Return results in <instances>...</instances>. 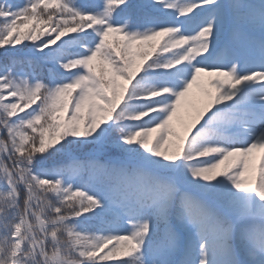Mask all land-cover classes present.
Instances as JSON below:
<instances>
[{
    "label": "snow or ice",
    "instance_id": "6c2138e0",
    "mask_svg": "<svg viewBox=\"0 0 264 264\" xmlns=\"http://www.w3.org/2000/svg\"><path fill=\"white\" fill-rule=\"evenodd\" d=\"M0 264H264V0H0Z\"/></svg>",
    "mask_w": 264,
    "mask_h": 264
},
{
    "label": "rangeland",
    "instance_id": "374dc122",
    "mask_svg": "<svg viewBox=\"0 0 264 264\" xmlns=\"http://www.w3.org/2000/svg\"><path fill=\"white\" fill-rule=\"evenodd\" d=\"M197 95H198V94H196V93H195V90H194V94H193V97H192V99H194V100H195V99L197 98Z\"/></svg>",
    "mask_w": 264,
    "mask_h": 264
}]
</instances>
